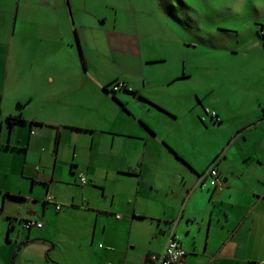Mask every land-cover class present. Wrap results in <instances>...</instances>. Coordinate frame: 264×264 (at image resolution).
<instances>
[{
	"label": "crops",
	"instance_id": "obj_1",
	"mask_svg": "<svg viewBox=\"0 0 264 264\" xmlns=\"http://www.w3.org/2000/svg\"><path fill=\"white\" fill-rule=\"evenodd\" d=\"M154 2L181 22L172 2ZM148 5L0 0V158L17 153L30 181L0 190V264H143L169 234L183 264H264V0H245L239 25L189 20L191 33L170 39L178 67L164 71L147 68L168 58L140 40ZM96 45L128 65V89H106L117 77ZM195 53L217 79L193 81ZM204 107L219 120L199 119ZM213 160L223 186L197 188ZM27 219L41 226L22 228Z\"/></svg>",
	"mask_w": 264,
	"mask_h": 264
},
{
	"label": "rangeland",
	"instance_id": "obj_2",
	"mask_svg": "<svg viewBox=\"0 0 264 264\" xmlns=\"http://www.w3.org/2000/svg\"><path fill=\"white\" fill-rule=\"evenodd\" d=\"M167 1L172 2V13L175 14V16H177L181 22H178L170 15L165 14L166 12L163 14L157 10L154 0H149V11L145 12L144 17L140 16L139 13L137 14V17L140 16L141 22L144 19L146 24L143 26L145 36L140 38V40H144V48L148 49L149 51L147 52H151L153 56H163L168 58V60H166L167 62L165 63L148 65L147 68L150 70L161 69L164 71L163 69L166 67H178L179 59L181 57L179 58V54H177V51H175L171 46L170 39L174 45L175 41L180 40V36L185 37L190 34L192 26L188 23L189 20L194 19L202 27L206 28L212 25L215 19H217V21L222 25L234 22L237 19L239 25V22L242 23L247 20V15L250 12L247 10L246 5H242L245 0H235V9H233V7L229 9L230 6L228 5L231 3V0H181V2L179 0ZM206 16H209L211 21H207ZM182 24L187 25L183 26ZM152 42L155 44L152 45ZM96 49L98 50L96 59L98 65L101 66L103 71H105L108 75L117 77L106 85V89L110 91L112 82H115L116 80L121 81V79L124 77L125 74L122 69L128 65L125 66L124 63L121 67L114 64L112 65L107 60V58H109V54L102 53L100 47H97V45ZM159 50L160 52H158ZM201 60V54L195 53L194 58H192L190 61L191 64L198 66L197 69L199 70L198 73H195L193 81L198 82L201 80V77H206L213 80L217 79L218 73H215V69H211L213 62L208 63V69H203L200 63ZM131 62L137 64L136 60ZM201 115H204L203 111ZM207 120H209L208 117L205 121ZM212 135L213 133H211V137ZM5 150L8 151H6V153H1L3 155L0 158V190L11 191L18 188L30 189V181L26 180L25 177L21 175L22 164L18 154L10 153V151H12L10 149ZM206 165L208 166V163ZM36 188L38 190L40 188V191H44L42 186ZM23 205L24 203H22L20 199H14L13 197L9 196L6 197L5 206L10 209L20 212Z\"/></svg>",
	"mask_w": 264,
	"mask_h": 264
},
{
	"label": "built area",
	"instance_id": "obj_3",
	"mask_svg": "<svg viewBox=\"0 0 264 264\" xmlns=\"http://www.w3.org/2000/svg\"><path fill=\"white\" fill-rule=\"evenodd\" d=\"M257 35L264 37V23L260 24L256 29ZM119 89H128V86L123 81H115L111 85V92ZM204 115L200 116V119L204 121L207 117L213 121H218L219 118L216 112L208 107L203 108ZM214 160L201 172L196 174L195 186L199 189L221 188L223 186L222 178L220 177L217 168L215 167ZM81 183L86 180L80 177ZM46 200L50 201L51 197L46 196ZM55 209H59V204H55ZM119 217L118 215H115ZM21 226L24 229L30 227H40L41 222L37 220L27 219L21 222ZM186 255L185 249L179 244L174 235L169 234L163 248L158 252H152L147 256L143 264H183L184 257Z\"/></svg>",
	"mask_w": 264,
	"mask_h": 264
},
{
	"label": "trees",
	"instance_id": "obj_4",
	"mask_svg": "<svg viewBox=\"0 0 264 264\" xmlns=\"http://www.w3.org/2000/svg\"><path fill=\"white\" fill-rule=\"evenodd\" d=\"M168 11V10H167ZM114 82V81H113ZM112 82V83H113ZM23 120V118L19 115V114H17V115H8L7 116V122L9 123V124H13L14 122H17V121H22Z\"/></svg>",
	"mask_w": 264,
	"mask_h": 264
}]
</instances>
